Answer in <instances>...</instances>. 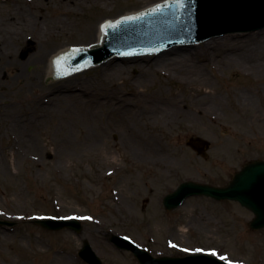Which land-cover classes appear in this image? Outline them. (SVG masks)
I'll list each match as a JSON object with an SVG mask.
<instances>
[{"label":"rangeland","instance_id":"rangeland-1","mask_svg":"<svg viewBox=\"0 0 264 264\" xmlns=\"http://www.w3.org/2000/svg\"><path fill=\"white\" fill-rule=\"evenodd\" d=\"M133 2L116 0L109 12L99 4L86 10L79 0H50V6L32 7L33 18L19 20L0 12V36L24 33L17 24L49 31L84 18H114ZM19 45L13 43V49ZM101 67L72 77L101 79ZM210 69L212 116L173 124L134 119L128 129L134 144L110 131V106L90 108L65 95L40 106L36 94L58 80L48 79L41 65L24 67L30 75L17 82L13 70L0 69V220L15 222L0 226V264H86L78 255L84 241L103 264H138L131 252L109 242L110 235L129 239L154 258L206 254L235 264H264V229H249L254 216L238 203L192 197L171 212L162 204L185 181L225 186L245 163L264 160V73L236 66ZM167 72L143 77L130 69L121 74L118 88L142 84L139 90L147 97L208 102L194 98L180 68ZM253 83L259 94L240 96ZM104 85L108 93L119 92L110 81ZM54 87L48 88L50 97ZM143 137L161 139L162 147L146 148ZM191 138L209 142L206 158L187 146ZM44 217L78 219L81 232L48 231L32 222Z\"/></svg>","mask_w":264,"mask_h":264},{"label":"bare ground","instance_id":"bare-ground-1","mask_svg":"<svg viewBox=\"0 0 264 264\" xmlns=\"http://www.w3.org/2000/svg\"><path fill=\"white\" fill-rule=\"evenodd\" d=\"M87 10L95 4H99L102 11L109 9L116 0H79ZM168 0H134L131 4H126L123 9H118L117 16L114 18H102L92 22L84 18L79 22L70 24H55L52 29L45 31L37 28V24H17L24 33L20 35L12 33L0 36V69L13 70L12 81L27 79L24 67L42 66L45 69V76L48 79H57L55 69L56 58L64 56L72 49L92 47L100 45L104 36L105 22L115 24L123 17H135L140 12H150L154 6H161ZM111 11L110 9L108 10ZM104 12H100L103 15ZM101 18V17H100ZM19 42L21 45L13 49V43ZM236 66L242 71L250 74L264 73V31H253L252 34L244 39L242 36H221V39H213L212 42H204L194 49L192 47H171L168 53H161L157 60L154 55L148 59L126 61L111 60L105 66L101 67V79H94L92 82L73 77L65 78L58 82L48 85L47 88H41V93H37L36 98L40 106L48 105L51 101L60 98V95L69 96L82 105L90 108H101L110 106L111 114H114V120L109 125L111 132L119 131L121 135L129 138L134 144L129 129L130 121L134 119L148 118V120H161L166 124L182 122L183 120H192L194 117L205 119L215 113V100L211 97L215 95L211 86L212 67H233ZM180 68L188 80L186 83L192 86L194 98L208 100L202 104L194 102L187 103L181 101L178 97L144 96L139 87L134 86L120 91L117 84L124 71L134 69L139 76H147L150 73L169 74L167 69ZM110 81L119 92L110 93L105 89V82ZM24 82H21L23 84ZM196 85V88L195 86ZM55 86L56 92H50L48 88ZM250 90H245L242 95L245 99H250L252 94H259L256 84H251ZM142 88V87H141ZM243 91V90H241ZM239 96V95H238ZM211 100V103H210ZM34 102V101H33ZM32 102V103H33ZM35 109V106L32 110ZM124 109V110H123ZM99 110V109H98ZM88 111L85 115L89 117ZM97 110L91 114V119H95ZM24 123H27L25 120ZM138 139V138H137ZM143 144L151 150H159L162 147L161 139H152V137H143ZM141 141V140H140ZM137 142V141H136Z\"/></svg>","mask_w":264,"mask_h":264},{"label":"water","instance_id":"water-1","mask_svg":"<svg viewBox=\"0 0 264 264\" xmlns=\"http://www.w3.org/2000/svg\"><path fill=\"white\" fill-rule=\"evenodd\" d=\"M168 1L171 2L167 5L162 3L165 5H161L162 7L154 6L150 12H140L135 17H123L117 28L107 25L109 23L105 22L104 27L107 25L105 28L107 36L104 30L100 45H92L97 47L87 51H80L78 47L67 52L64 58H56L54 64L56 71H58V82L67 77H72L73 74L78 76L81 71H89L93 66L96 68L97 66H105L108 62L107 59L115 54L123 56L116 55L109 60L124 62L126 58L141 60L151 58L154 55L156 61L160 55L158 52L167 48L161 53H168L171 46L184 47V49L185 47H192L194 49L198 44L203 45L204 42L221 39V36H242L246 39L253 31H264V0ZM158 7L160 8L157 9ZM139 15L141 16L136 18ZM117 24L118 22H115L114 25ZM178 43L194 44L175 45ZM87 48L89 47L85 49ZM71 54L73 55L66 59L70 68L92 66L70 71L64 59ZM187 146L197 152L198 155L206 157L209 143L200 138H191L187 142ZM192 196H204L215 201L238 202L254 214L253 220L249 223V228L254 231L263 229L264 161L253 160L246 163L239 172L234 174L225 187L194 182L182 183L173 193L164 197L163 205L167 211H172ZM33 223L50 231L66 228L77 234L81 232V224L77 221L46 220ZM3 225L13 226L14 223L0 221V226ZM110 241L119 249L131 251L139 264H227L209 256L152 258L149 253L136 247L125 238L112 235ZM79 256L88 264H102L87 241L83 243Z\"/></svg>","mask_w":264,"mask_h":264},{"label":"flooded vegetation","instance_id":"flooded-vegetation-1","mask_svg":"<svg viewBox=\"0 0 264 264\" xmlns=\"http://www.w3.org/2000/svg\"><path fill=\"white\" fill-rule=\"evenodd\" d=\"M48 1L50 0H0V12H6L7 17L13 20L23 19V17L33 18L34 11L32 7L41 6L42 4L50 6L52 3H48ZM58 2H61L59 4H64L65 0H58ZM4 8H6L5 11L3 10ZM53 10L54 9L49 12L53 13ZM50 13L49 15L51 17L52 15Z\"/></svg>","mask_w":264,"mask_h":264},{"label":"snow or ice","instance_id":"snow-or-ice-1","mask_svg":"<svg viewBox=\"0 0 264 264\" xmlns=\"http://www.w3.org/2000/svg\"><path fill=\"white\" fill-rule=\"evenodd\" d=\"M223 259V258H222Z\"/></svg>","mask_w":264,"mask_h":264}]
</instances>
